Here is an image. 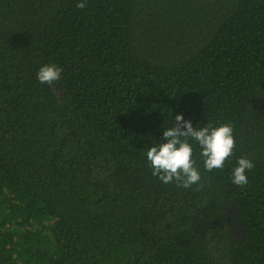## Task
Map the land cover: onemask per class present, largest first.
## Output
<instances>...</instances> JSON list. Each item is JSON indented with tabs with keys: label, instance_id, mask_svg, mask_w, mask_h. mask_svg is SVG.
<instances>
[{
	"label": "trees",
	"instance_id": "1",
	"mask_svg": "<svg viewBox=\"0 0 264 264\" xmlns=\"http://www.w3.org/2000/svg\"><path fill=\"white\" fill-rule=\"evenodd\" d=\"M176 115L236 141L187 189ZM0 264H264V0H0Z\"/></svg>",
	"mask_w": 264,
	"mask_h": 264
},
{
	"label": "clouds",
	"instance_id": "2",
	"mask_svg": "<svg viewBox=\"0 0 264 264\" xmlns=\"http://www.w3.org/2000/svg\"><path fill=\"white\" fill-rule=\"evenodd\" d=\"M77 8H86L85 2L77 3ZM63 69L55 64L42 66L37 79L41 84L53 85L61 77ZM162 139L166 143H156L147 149V161L153 169V175L164 184L175 182L177 187L190 188L200 185L201 173L193 160V146L195 141L201 149L199 156L206 171L222 169L225 162L233 155L236 141L230 123L213 126L193 127L191 121H186L183 115L174 117L172 127L163 130ZM255 167L254 163L241 157L237 166L232 169V183L244 187L248 184L246 172Z\"/></svg>",
	"mask_w": 264,
	"mask_h": 264
}]
</instances>
